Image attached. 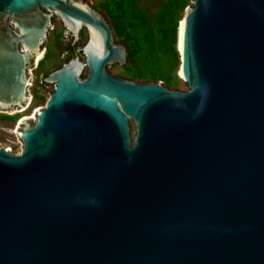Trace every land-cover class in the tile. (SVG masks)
Segmentation results:
<instances>
[{
    "label": "water",
    "instance_id": "water-1",
    "mask_svg": "<svg viewBox=\"0 0 264 264\" xmlns=\"http://www.w3.org/2000/svg\"><path fill=\"white\" fill-rule=\"evenodd\" d=\"M192 1L179 90L111 74L130 51L89 0H0V111L53 16L88 33L0 146V264H264V0Z\"/></svg>",
    "mask_w": 264,
    "mask_h": 264
},
{
    "label": "rangeland",
    "instance_id": "rangeland-1",
    "mask_svg": "<svg viewBox=\"0 0 264 264\" xmlns=\"http://www.w3.org/2000/svg\"><path fill=\"white\" fill-rule=\"evenodd\" d=\"M167 1L168 0H137L139 7L151 18L156 16L160 7ZM182 1L186 3L185 10L189 5L192 6V0ZM88 3L107 13L114 28L115 41L123 40L126 43H131L134 30L128 25L125 15L120 10L119 0H89ZM81 35V43H85L88 38L87 30L84 29ZM159 38L160 35L157 33V39L159 40ZM165 40L167 43L166 48H164V52L159 53L161 63L160 72L163 75V79H156L149 71L145 70L144 65L139 60L134 50H130V64H114L109 66L111 74L137 81H163V83L171 89L187 90L188 86L183 81L179 70V27L176 31L172 29L167 31ZM69 41L70 34L64 33L63 23L59 18L54 17L53 27L49 32L43 51L45 53L44 56L41 59H36V67H28V72L31 75L30 85L28 87V95H30L31 98L28 105L21 110H15L11 113L0 111V146H9V151L11 153L19 154L22 152L23 143L17 133L20 120L25 117H34V112L37 108L46 106L54 86L51 84L47 86L41 83L40 78L42 75L58 69L66 62L68 56L66 52L62 50V47L66 46ZM140 72L145 73L146 77L134 76V74Z\"/></svg>",
    "mask_w": 264,
    "mask_h": 264
},
{
    "label": "trees",
    "instance_id": "trees-1",
    "mask_svg": "<svg viewBox=\"0 0 264 264\" xmlns=\"http://www.w3.org/2000/svg\"><path fill=\"white\" fill-rule=\"evenodd\" d=\"M119 7L127 19L128 25L134 30L131 43L124 42L128 51L134 50L137 53L145 70L149 71L154 78L163 79L160 72L159 53L164 52L163 50L166 48L165 35L167 31L170 29L176 31L179 27V21L186 3L182 0H168L160 7L154 18H151L139 7L137 0H119ZM157 33L160 35L159 40L157 39ZM67 51L69 57L82 56L78 44L72 45L70 43ZM134 76L145 78L146 74L140 72L134 74Z\"/></svg>",
    "mask_w": 264,
    "mask_h": 264
},
{
    "label": "flooded vegetation",
    "instance_id": "flooded-vegetation-1",
    "mask_svg": "<svg viewBox=\"0 0 264 264\" xmlns=\"http://www.w3.org/2000/svg\"><path fill=\"white\" fill-rule=\"evenodd\" d=\"M54 17H57V16H53V18H52L53 22H54ZM9 22H11V18H9ZM61 22H62V21H61ZM12 25H13V24H12ZM13 27H14V26H13ZM51 28H52V27H51ZM15 29H16V28H15ZM84 29H85V28H84ZM84 29H83V30H84ZM50 30H51V29H50ZM83 30H82V31H83ZM82 31H81V33H82ZM49 32H50V31H49ZM68 34H70V33H68ZM48 36H49V34H48ZM70 36H71V34H70ZM71 38H72V36H71ZM47 39H48V37H47ZM81 39H82V35H81ZM46 41H47V40H46ZM46 41H45V43H46ZM45 43H44V45H45ZM70 43H71L72 45H73V44H78V45L80 46V49H81V47H82V45H81V40L78 41V42H76V43H73V38H72V40L66 45V50H65V52H66L67 56H68V54H69L68 51H67V47L70 45ZM44 45H42V47H41V49H40V52H41L40 55H41V54H42V55H41V56L39 55L40 57H39V56H36V57H35V58H34V59H33L28 65H33L34 62H35V60H36L38 57H39V59H41V58L44 56V54H45V53L43 52ZM20 51H21V52H24V49L22 48V46H20ZM81 54H82V53H81ZM68 57H69V56H68ZM68 57H67V60H69L70 58H72V57H69V58H68ZM39 59H38V60H39ZM67 60H66V61H67ZM28 65H27V69H26V74H27V78L29 79V77H28ZM48 74H49V73H48ZM48 74H47V75H48ZM43 80H44V78H43ZM44 82H45V81H44ZM29 85H30V81H29V84H28V86H27V93H28V87H29ZM27 95H28V94H27ZM26 102H27V101H26ZM24 104H26V103H24Z\"/></svg>",
    "mask_w": 264,
    "mask_h": 264
},
{
    "label": "bare ground",
    "instance_id": "bare-ground-1",
    "mask_svg": "<svg viewBox=\"0 0 264 264\" xmlns=\"http://www.w3.org/2000/svg\"><path fill=\"white\" fill-rule=\"evenodd\" d=\"M180 29H181V21H180V24H179V44H180Z\"/></svg>",
    "mask_w": 264,
    "mask_h": 264
}]
</instances>
